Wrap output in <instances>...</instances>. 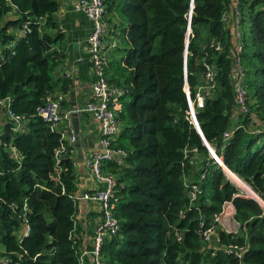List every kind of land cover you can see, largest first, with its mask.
I'll return each instance as SVG.
<instances>
[{"label":"trees","instance_id":"1","mask_svg":"<svg viewBox=\"0 0 264 264\" xmlns=\"http://www.w3.org/2000/svg\"><path fill=\"white\" fill-rule=\"evenodd\" d=\"M103 1L108 23L118 11L127 20L125 53L106 63L108 80L123 89L115 102L119 130L112 145L124 153L102 163L117 178L111 208L119 223L117 233L103 240L105 261L264 264V0H238L240 39L231 22L232 0H193L190 23L191 0ZM58 7L59 0H0V43H8L0 48V100L8 97L22 117L15 129L3 112L9 119L0 131V264H79L73 144L64 138L66 128L57 127L60 121L40 114L55 87L65 91L69 83L53 70L65 57L56 45L64 36L55 19ZM235 55L244 72L245 113L235 100ZM205 63L215 74L203 104L195 107L202 134L263 204L240 192L188 117L185 83L193 99L205 82ZM191 183L198 186L193 201ZM224 201L235 208L238 230L216 223L219 241L207 243L201 222L214 223ZM90 216L99 222L102 212ZM228 242L244 245L241 257L219 247ZM83 264H90L87 258Z\"/></svg>","mask_w":264,"mask_h":264},{"label":"built area","instance_id":"2","mask_svg":"<svg viewBox=\"0 0 264 264\" xmlns=\"http://www.w3.org/2000/svg\"><path fill=\"white\" fill-rule=\"evenodd\" d=\"M9 1V0H7ZM234 5L235 14L233 15L231 22L234 30L235 37L240 39V25H239V9L236 6L238 0H232ZM73 8L75 10L83 12L91 22V28L86 36V50L88 53V61L92 67V80H91V97L82 106H75L69 110L61 111V101L63 100V93L59 92L57 94H50L48 96L47 104L40 109V114L46 120L53 122L65 121L69 131L68 142L74 143L75 141V130L71 127L70 119L73 114H78L81 112L89 113L93 118L99 122L100 128V149L91 152L90 156L86 158V164L90 169V172L94 178L98 181L99 186L92 189H85L81 193H76L78 202L79 200H93L99 205V210L102 212V217L99 222H97L94 235L92 236L91 248H84L80 252L79 264H83L86 261V255L91 257V264H107L102 253V243L104 238L109 234H115L118 231L119 223L113 215L111 208V198L113 197V189L116 183V176L113 173H107L103 171L102 163L110 159H119L124 151L121 148L113 147L112 140L115 138V134L119 130V122L116 118V105L115 102L117 98L122 94L123 89L112 81H109L105 74V65L108 60V55L106 53V46L103 40V36L106 32L108 21L105 17L107 11L105 3L103 0H75L73 3ZM229 11H224L223 20L228 19ZM26 27V24L24 25ZM61 30L62 26L59 25ZM212 45L216 49L220 47L219 42H212ZM241 49L240 44L237 45V50ZM82 59V57H78ZM235 80H234V90H235V100L240 112H248V106L246 101V90L243 85V68L239 63V57L235 55ZM215 71L208 63H205L204 71V83L200 84L194 94L193 99H190L188 93V106H189V119L194 124L195 123V107L203 104L204 96L210 91L213 86ZM3 112L11 119L14 128L20 127L22 122V117L20 114L14 113L10 108L9 98H3L0 100V115ZM231 134V130H226L224 136L228 137ZM12 154L14 157L18 158L17 150L11 147ZM214 151V150H213ZM211 156L217 161L231 178V175H236L228 167H226L221 158L213 152ZM221 162H219V159ZM193 160V158H192ZM237 176V175H236ZM234 179L236 178L233 176ZM187 193L193 201L196 197V192L198 191V186L196 183H191L188 185ZM244 188V187H243ZM245 189V188H244ZM235 208L231 201H224L221 209L214 214V223L210 225H204L201 222V235L203 240L207 243L213 239L219 241V236H217L216 223H219L224 230L226 226L223 224L222 219L227 217L234 218ZM28 232V226L24 231V234ZM219 247L225 252H233L238 257H241L244 245L236 242H228L219 244Z\"/></svg>","mask_w":264,"mask_h":264},{"label":"crops","instance_id":"3","mask_svg":"<svg viewBox=\"0 0 264 264\" xmlns=\"http://www.w3.org/2000/svg\"><path fill=\"white\" fill-rule=\"evenodd\" d=\"M75 0H59V7L55 11V19L58 25H61L64 31V36L60 42L56 45L61 48L64 53V59L56 65L54 69L55 77L59 79L69 78L68 88L63 91L59 86L55 87L53 94H57L58 90L63 93L64 104L61 107L65 110H69L75 106H82L91 97V80H92V67L88 61V53L86 50V36L91 28V22L87 16L78 10L73 8ZM106 16L109 14L106 13ZM112 18H114L112 16ZM107 19V17H106ZM111 21L108 23L109 27ZM114 30L107 31V34H114ZM106 33V32H105ZM107 38V35H106ZM113 44H105L107 50H114L119 45V41L114 39ZM74 43L76 46L74 47ZM82 59H78V57ZM109 61V58H108ZM106 75L110 77L111 66L106 64ZM66 105V106H65ZM7 120L4 114L0 115V124ZM76 128L79 132L80 137L83 138L80 143V150L73 143L72 156L74 161V168L77 174V191L81 193L85 189H92L100 184L94 178L90 172L89 167L86 164V158L91 152L100 149V128L99 122L93 118L89 113L81 112L73 114L70 119V124L73 130ZM58 125H62L61 129L68 128L65 121H60ZM64 138L68 140L69 131L66 130ZM99 211V205L93 200H79V213L78 216L81 221L82 231L81 238L83 242L81 249L89 248L94 235V230L98 222V218L91 217L92 213ZM91 213V214H90ZM87 260L91 264V257L86 255Z\"/></svg>","mask_w":264,"mask_h":264},{"label":"rangeland","instance_id":"4","mask_svg":"<svg viewBox=\"0 0 264 264\" xmlns=\"http://www.w3.org/2000/svg\"><path fill=\"white\" fill-rule=\"evenodd\" d=\"M227 14H228V19L225 20V23L226 24L229 23V13L227 12ZM112 16L114 18H112V21H111L109 27L106 29V33L103 36V40H104V43L105 44L108 43L110 45V43H112L113 44V47H114V44H115L114 43L115 42L114 39H117L119 41V45L120 46H116V48H114L115 51L114 50H110L109 51V50L106 49V53L108 55L109 60L116 61V60L120 59L124 55V53H125V50H124V31H123V27L126 25L127 20H126V17L124 15H122L119 11L118 12H115L114 14H112ZM105 17H107V16L105 15ZM108 30L109 31H112V32L114 30L115 32H114L113 35L111 33L107 34V31ZM9 31L11 33H13V32L16 33V35L19 34L18 30L16 28H13V27H11L9 29ZM106 35H107V38H106ZM7 44L8 43H4V44H1L0 43V48L2 46H4V45H7ZM124 98L125 99H129L128 96H124ZM7 119H9V118H7ZM57 127L61 129L62 128V125H57ZM2 128H3V125L0 124V131L2 130ZM88 156H90V154ZM231 176H232L231 179L233 180V182L240 188V192L243 193V194H245V195H247V196H249V197H252L251 193H252L253 190L247 184V182H245L244 180H242L238 176H237L238 179L237 178L234 179L233 175H231ZM243 187L246 188V189H244ZM248 187H250V189L252 191L249 189L250 192H248V190H247ZM222 221H223V224L226 226V229H228L230 231H235V230L237 231L238 230L239 225H238V223H237V221H236L235 218H231V217L228 218L227 217V219L226 218H223ZM211 242H212V240H211Z\"/></svg>","mask_w":264,"mask_h":264},{"label":"water","instance_id":"5","mask_svg":"<svg viewBox=\"0 0 264 264\" xmlns=\"http://www.w3.org/2000/svg\"><path fill=\"white\" fill-rule=\"evenodd\" d=\"M190 4H191V6H190V9H189V12H188V21H189V23H190V19H191V12H192L193 0H191ZM189 31H190V28H189V25H188V31H187V37H186V45H187V41H188V34H189ZM186 45H185V52H184L185 57H186V53H187ZM75 46H76V43H74V47H75ZM185 80H186V68H185ZM185 89H186L187 92H188V84H187V83H185ZM74 124H75V141H74V145H75L76 147H78V150H80V149H79V148H80L79 146H80V143H82L83 138L80 137V135H79V132H78V130H77V128H76V122H74ZM194 126L196 127V129H197L198 132L200 133L203 142H204L205 145L208 147V150H209V152H210V155L213 154V152H214V151H213V148H212V147L210 146V144L206 141L204 135L202 134V131H201L200 126H199V123H198V121H197L196 118H195ZM245 189H246V188H245ZM248 192H250V191L248 190ZM251 195H252L253 198H255V199L258 200L260 203H262V201L258 198V196H257L256 194H254V193L252 192ZM262 204H263V203H262Z\"/></svg>","mask_w":264,"mask_h":264},{"label":"bare ground","instance_id":"6","mask_svg":"<svg viewBox=\"0 0 264 264\" xmlns=\"http://www.w3.org/2000/svg\"><path fill=\"white\" fill-rule=\"evenodd\" d=\"M217 157V156H216ZM218 159H219V157H217ZM219 162H221V160L219 159ZM233 176H235L237 179H238V177L236 176V175H233Z\"/></svg>","mask_w":264,"mask_h":264}]
</instances>
